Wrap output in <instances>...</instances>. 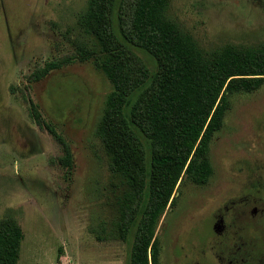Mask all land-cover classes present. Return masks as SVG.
<instances>
[{
	"label": "rangeland",
	"instance_id": "374dc122",
	"mask_svg": "<svg viewBox=\"0 0 264 264\" xmlns=\"http://www.w3.org/2000/svg\"><path fill=\"white\" fill-rule=\"evenodd\" d=\"M84 3L0 0V226L18 227L14 264H124L129 253L128 242L114 231L117 199L126 185L108 171L93 134L107 80L89 62L29 80L45 61L71 53L75 18ZM165 15L206 54L225 44L264 41V0H168ZM136 53L149 65L145 54ZM29 101L41 128L32 120ZM45 124L68 146L70 167L58 163L61 148ZM207 147L206 182L193 186L189 179L178 180L176 199H188L189 191L190 199L210 202L223 192L249 190L256 174L264 180V83L229 96L221 127ZM174 201L158 220V246L160 224H167L173 213L167 207ZM201 211L194 208L195 215ZM175 256L172 250L166 264Z\"/></svg>",
	"mask_w": 264,
	"mask_h": 264
},
{
	"label": "trees",
	"instance_id": "16d2710c",
	"mask_svg": "<svg viewBox=\"0 0 264 264\" xmlns=\"http://www.w3.org/2000/svg\"><path fill=\"white\" fill-rule=\"evenodd\" d=\"M168 0H85L74 22L70 54L45 61L29 74L38 81L75 62H89L109 84L93 134L107 169L126 188L118 198L115 235L129 244L124 264H156L154 231L178 180L206 182L207 146L221 127L231 94L264 83V41L225 44L202 52L165 15ZM149 59V65L136 53ZM31 117L41 128L35 106ZM56 157L70 167L65 141ZM18 227L0 226V264H14Z\"/></svg>",
	"mask_w": 264,
	"mask_h": 264
},
{
	"label": "flooded vegetation",
	"instance_id": "af4514ba",
	"mask_svg": "<svg viewBox=\"0 0 264 264\" xmlns=\"http://www.w3.org/2000/svg\"><path fill=\"white\" fill-rule=\"evenodd\" d=\"M198 185L204 184H193ZM178 193L173 206L167 207L173 209L167 224H160L156 264L169 262L172 250L176 256L171 264H264V180L260 175H255L249 190L229 196L223 192L210 202L203 197L190 199L189 191L188 199H176ZM196 207L202 210L198 215ZM185 230L189 233L182 237Z\"/></svg>",
	"mask_w": 264,
	"mask_h": 264
},
{
	"label": "water",
	"instance_id": "95a60500",
	"mask_svg": "<svg viewBox=\"0 0 264 264\" xmlns=\"http://www.w3.org/2000/svg\"><path fill=\"white\" fill-rule=\"evenodd\" d=\"M183 178H184V176H183Z\"/></svg>",
	"mask_w": 264,
	"mask_h": 264
}]
</instances>
